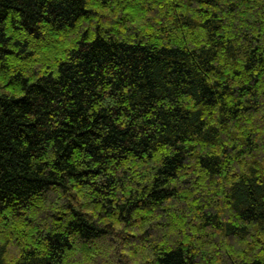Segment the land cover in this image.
I'll use <instances>...</instances> for the list:
<instances>
[{
    "label": "trees",
    "instance_id": "trees-1",
    "mask_svg": "<svg viewBox=\"0 0 264 264\" xmlns=\"http://www.w3.org/2000/svg\"><path fill=\"white\" fill-rule=\"evenodd\" d=\"M0 264H264V0H0Z\"/></svg>",
    "mask_w": 264,
    "mask_h": 264
}]
</instances>
